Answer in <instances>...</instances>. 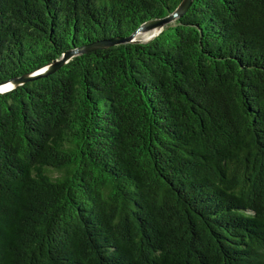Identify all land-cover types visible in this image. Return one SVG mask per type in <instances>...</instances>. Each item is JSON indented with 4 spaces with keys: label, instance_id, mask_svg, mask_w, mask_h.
Instances as JSON below:
<instances>
[{
    "label": "trees",
    "instance_id": "obj_1",
    "mask_svg": "<svg viewBox=\"0 0 264 264\" xmlns=\"http://www.w3.org/2000/svg\"><path fill=\"white\" fill-rule=\"evenodd\" d=\"M0 0V264H264V0ZM114 43L106 45L107 40Z\"/></svg>",
    "mask_w": 264,
    "mask_h": 264
},
{
    "label": "water",
    "instance_id": "obj_2",
    "mask_svg": "<svg viewBox=\"0 0 264 264\" xmlns=\"http://www.w3.org/2000/svg\"><path fill=\"white\" fill-rule=\"evenodd\" d=\"M191 2H192V0H181L180 3L178 4V6L176 7V9L172 13H170V14L162 17V18H156V19H153V20H150V21H147V22L141 24L132 34H130L126 38V40L135 41L134 39H132V36L134 33L139 32V31H147V30L157 28L158 32H159L165 24L173 21L175 18L182 15L186 11V9L190 6ZM156 34H154V35H156ZM112 43H114V41L112 39H110V40H107L106 45H110ZM101 45H104V44L101 42H96L94 44L86 46L84 49L81 48V49L69 50V51L65 52L61 56L60 59L54 60L51 63L35 70L32 73L24 74V75H21L19 77H14V78L9 79L7 81L0 82V85H3L6 82H10L8 87H5L4 89L0 90V93L5 92V91L17 86V85H20V84L24 83L25 81L37 78L39 76L46 75L47 73H51L57 67H59L61 64L65 63L67 60H69L76 53L81 52V51H86V50H88L94 46H101Z\"/></svg>",
    "mask_w": 264,
    "mask_h": 264
},
{
    "label": "bare ground",
    "instance_id": "obj_3",
    "mask_svg": "<svg viewBox=\"0 0 264 264\" xmlns=\"http://www.w3.org/2000/svg\"><path fill=\"white\" fill-rule=\"evenodd\" d=\"M157 32H158V29L157 28L156 29H153L151 31L145 32V33H143V38L150 39V37H152V35L156 34ZM141 37H142V35H141ZM9 84H10V82H6L3 85H0V90L4 89L5 87H8Z\"/></svg>",
    "mask_w": 264,
    "mask_h": 264
},
{
    "label": "rangeland",
    "instance_id": "obj_4",
    "mask_svg": "<svg viewBox=\"0 0 264 264\" xmlns=\"http://www.w3.org/2000/svg\"><path fill=\"white\" fill-rule=\"evenodd\" d=\"M151 30H153V29H151ZM151 30L136 32L133 34L132 39H134L135 41H146V40H148V38H143V33L151 31ZM141 35H142V37H141Z\"/></svg>",
    "mask_w": 264,
    "mask_h": 264
}]
</instances>
